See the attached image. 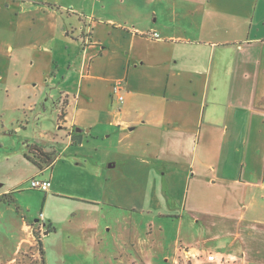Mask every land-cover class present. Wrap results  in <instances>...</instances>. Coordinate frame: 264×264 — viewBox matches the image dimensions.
I'll list each match as a JSON object with an SVG mask.
<instances>
[{"label": "crops", "instance_id": "obj_1", "mask_svg": "<svg viewBox=\"0 0 264 264\" xmlns=\"http://www.w3.org/2000/svg\"><path fill=\"white\" fill-rule=\"evenodd\" d=\"M0 149V264L55 201L101 264H264V0H0Z\"/></svg>", "mask_w": 264, "mask_h": 264}, {"label": "rangeland", "instance_id": "obj_2", "mask_svg": "<svg viewBox=\"0 0 264 264\" xmlns=\"http://www.w3.org/2000/svg\"><path fill=\"white\" fill-rule=\"evenodd\" d=\"M7 142L9 145H13V139H7ZM1 151H3V149H0V161L2 159ZM29 181L30 179L17 187L16 197L18 204L22 207L20 215L26 214L27 212L25 209L30 208V212L34 213L37 217L39 211L43 207L45 193L30 190ZM5 186L6 184L3 187ZM62 205L63 206L58 205L55 201L49 206V215L57 219L54 224L56 232L50 231L51 225L48 223H45L43 226L39 222L27 224L29 226V237L27 242H24V249L17 253L14 246L10 250H8L7 246L5 248V254L3 255L7 257L5 259H11V261L9 260L3 264H98L99 262V264H101V259L98 257L97 252V242L93 239V234L91 233L94 225H92V221L89 222L88 220L91 217L85 215V213L83 216L79 210V228H77L78 220L76 218L72 221L73 223L67 222V217L72 219L74 216L67 215L66 217L65 213H58V211H61L63 208L65 209L69 204L64 203ZM68 208L73 209L74 206L72 205ZM92 215L94 217L96 216L95 213ZM39 219L37 221H39ZM75 223L77 225H74ZM82 225L88 226L86 228V238L83 237L82 232H79L81 231ZM74 226L76 227L74 228ZM43 230L50 232L41 243V239L44 236ZM107 237H105L100 244L103 243V246L107 244ZM42 249L44 250L45 263L43 261ZM163 264L167 263L163 262Z\"/></svg>", "mask_w": 264, "mask_h": 264}, {"label": "built area", "instance_id": "obj_3", "mask_svg": "<svg viewBox=\"0 0 264 264\" xmlns=\"http://www.w3.org/2000/svg\"><path fill=\"white\" fill-rule=\"evenodd\" d=\"M83 42H84V40H83ZM122 89H123L122 81H117L112 85V96H113V98H115L119 102H122V100H123V96L121 94ZM50 186H51V183L48 179L32 178L29 181V189L30 190H35V191L46 193L49 191ZM205 260H206V262H208L210 264H215V263L221 264L224 261L223 259L218 260L214 253L207 254Z\"/></svg>", "mask_w": 264, "mask_h": 264}, {"label": "trees", "instance_id": "obj_4", "mask_svg": "<svg viewBox=\"0 0 264 264\" xmlns=\"http://www.w3.org/2000/svg\"><path fill=\"white\" fill-rule=\"evenodd\" d=\"M63 116V111L61 110L60 114H59V117L61 118ZM73 142L74 143H77L78 141L76 140V137H73L72 138ZM30 155L32 156H27V159L29 161H32L34 162L37 166H40V164H38L34 159H38V160H41L43 162H46L49 158L43 154L42 152H40L39 150L37 149H34L32 151H29Z\"/></svg>", "mask_w": 264, "mask_h": 264}, {"label": "water", "instance_id": "obj_5", "mask_svg": "<svg viewBox=\"0 0 264 264\" xmlns=\"http://www.w3.org/2000/svg\"><path fill=\"white\" fill-rule=\"evenodd\" d=\"M75 131H76V132H80V130H79V129H75Z\"/></svg>", "mask_w": 264, "mask_h": 264}]
</instances>
